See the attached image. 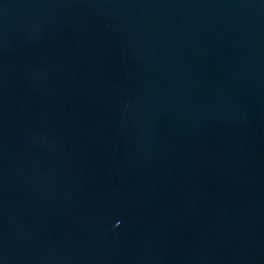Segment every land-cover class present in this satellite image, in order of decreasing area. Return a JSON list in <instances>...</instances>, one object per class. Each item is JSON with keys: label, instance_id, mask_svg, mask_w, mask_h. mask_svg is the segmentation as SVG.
Masks as SVG:
<instances>
[{"label": "water", "instance_id": "obj_1", "mask_svg": "<svg viewBox=\"0 0 264 264\" xmlns=\"http://www.w3.org/2000/svg\"><path fill=\"white\" fill-rule=\"evenodd\" d=\"M0 264H264V0H0Z\"/></svg>", "mask_w": 264, "mask_h": 264}]
</instances>
